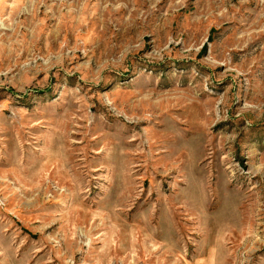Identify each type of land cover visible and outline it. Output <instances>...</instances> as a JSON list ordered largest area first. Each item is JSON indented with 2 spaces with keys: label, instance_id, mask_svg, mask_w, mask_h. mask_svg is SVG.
I'll return each mask as SVG.
<instances>
[{
  "label": "rangeland",
  "instance_id": "1",
  "mask_svg": "<svg viewBox=\"0 0 264 264\" xmlns=\"http://www.w3.org/2000/svg\"><path fill=\"white\" fill-rule=\"evenodd\" d=\"M0 264H264V0H0Z\"/></svg>",
  "mask_w": 264,
  "mask_h": 264
}]
</instances>
